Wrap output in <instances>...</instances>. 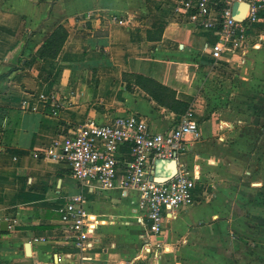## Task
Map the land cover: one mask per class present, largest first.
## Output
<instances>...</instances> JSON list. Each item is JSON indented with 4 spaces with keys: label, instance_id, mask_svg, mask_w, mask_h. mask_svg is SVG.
Listing matches in <instances>:
<instances>
[{
    "label": "crops",
    "instance_id": "0c3cea01",
    "mask_svg": "<svg viewBox=\"0 0 264 264\" xmlns=\"http://www.w3.org/2000/svg\"><path fill=\"white\" fill-rule=\"evenodd\" d=\"M176 3L0 0V264H264V58L254 53L262 44L249 47L240 66L211 71L203 47L216 36L177 13ZM58 28L66 38L52 53L46 44ZM254 29L263 39L264 22ZM41 93L54 96L57 114ZM129 113L154 132L186 116L198 121L199 135L187 137L176 161L197 182L195 202L168 213L165 248L147 253L138 191L85 188L97 223L93 246L81 252L59 210L84 188L68 160L33 153L87 120ZM118 156L122 174L130 146ZM137 236L140 249H127Z\"/></svg>",
    "mask_w": 264,
    "mask_h": 264
},
{
    "label": "built area",
    "instance_id": "2783aa9c",
    "mask_svg": "<svg viewBox=\"0 0 264 264\" xmlns=\"http://www.w3.org/2000/svg\"><path fill=\"white\" fill-rule=\"evenodd\" d=\"M237 3L248 4L246 18L242 21L235 17ZM175 11L188 16L195 27L210 30L216 36L213 43L206 42L203 47L211 71L218 72L224 63L240 66L248 48L260 46V41L255 40L254 28L264 22V0H177ZM111 17L119 23L131 21L122 16ZM38 100L50 103L55 107L52 113H58V104L52 94L41 93ZM24 105L34 108L29 101ZM199 133L198 121L190 116L182 118L166 132H154L146 119L129 113L103 123L87 120L62 142L36 150L35 157L68 160L73 176L84 188L80 193L68 196L59 210L62 222L73 236L70 237L73 245L81 252L93 246L92 231L97 220L92 222L89 217L85 188L96 187L120 189L124 194L131 189L138 191L134 212L145 225V251L152 253L164 247V224L168 213L173 215L195 202L197 182L185 167H178L175 175L166 180L150 176L149 168L158 159L178 161L187 153V137ZM125 144L130 146L132 157L125 172L119 174L118 153ZM15 223L16 219L10 229Z\"/></svg>",
    "mask_w": 264,
    "mask_h": 264
},
{
    "label": "water",
    "instance_id": "95a60500",
    "mask_svg": "<svg viewBox=\"0 0 264 264\" xmlns=\"http://www.w3.org/2000/svg\"><path fill=\"white\" fill-rule=\"evenodd\" d=\"M237 9L235 12V17L242 21L246 18V12L248 9L247 3H237ZM154 171H158L153 178L157 180H166L171 178L177 172L176 168V160L173 159H158L156 160V165L154 167ZM89 264V263H86Z\"/></svg>",
    "mask_w": 264,
    "mask_h": 264
},
{
    "label": "trees",
    "instance_id": "16d2710c",
    "mask_svg": "<svg viewBox=\"0 0 264 264\" xmlns=\"http://www.w3.org/2000/svg\"><path fill=\"white\" fill-rule=\"evenodd\" d=\"M65 38H66V32L62 29V28H58V30L53 34V36H52V41H49L47 44H46V46H47V49H49L52 53H54V52H57L58 51V49H60V46L62 45V43L64 42V40H65ZM53 40L55 41V43H54V45H53V43L51 44V42H53ZM45 46V47H46ZM42 53L43 54H45V51H43L42 50ZM41 53V54H42ZM155 85H156V83H154ZM157 90L161 93H163V94H168V90L167 89H165L164 87H160V86H158V84H157ZM161 88H163V89H161ZM156 97L158 98V99H160L163 103H167L165 100H163V99H161L159 96H157L156 95ZM176 106V105H175ZM180 106H184V108H187V105L186 104H183V105H180Z\"/></svg>",
    "mask_w": 264,
    "mask_h": 264
},
{
    "label": "rangeland",
    "instance_id": "374dc122",
    "mask_svg": "<svg viewBox=\"0 0 264 264\" xmlns=\"http://www.w3.org/2000/svg\"><path fill=\"white\" fill-rule=\"evenodd\" d=\"M256 38H258V37H256ZM255 38V39H256ZM259 39V41L261 42V47L259 48V49H256V51H254V53H255V55H257V54H259V55H263V58H264V37H263V39H261V38H258ZM210 43H213V42H210ZM254 55V56H255ZM210 69V68H209ZM254 69V68H253ZM253 69H251V70H253ZM262 69H264V67L262 68ZM220 72V71H219ZM130 244L127 246V249H130V250H132V249H136L135 250V252H137L138 251V249H140L139 248V237L137 236V238H135L134 239V237H133V241H130L129 242ZM134 257V256H133Z\"/></svg>",
    "mask_w": 264,
    "mask_h": 264
}]
</instances>
